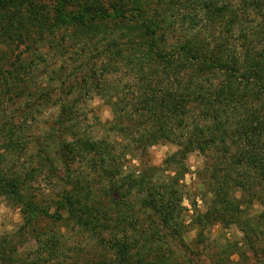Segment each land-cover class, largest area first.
I'll use <instances>...</instances> for the list:
<instances>
[{
  "label": "trees",
  "instance_id": "obj_1",
  "mask_svg": "<svg viewBox=\"0 0 264 264\" xmlns=\"http://www.w3.org/2000/svg\"><path fill=\"white\" fill-rule=\"evenodd\" d=\"M93 95L110 120L88 116ZM164 141L177 149L151 164ZM192 152L211 200L185 223ZM0 197L36 243L32 259L0 246V264H173L169 237L264 205V0H0ZM255 221L240 229L257 253ZM62 225L92 254L60 259Z\"/></svg>",
  "mask_w": 264,
  "mask_h": 264
},
{
  "label": "rangeland",
  "instance_id": "obj_2",
  "mask_svg": "<svg viewBox=\"0 0 264 264\" xmlns=\"http://www.w3.org/2000/svg\"><path fill=\"white\" fill-rule=\"evenodd\" d=\"M190 11L188 7L183 8L182 12ZM255 23V22H254ZM252 23V24H254ZM25 47L20 45L16 52L24 50ZM83 54L93 56V52L84 48ZM73 58L74 57H70ZM82 60H78V64ZM71 61H69L70 63ZM74 64V63H73ZM68 67L67 70H70ZM38 72L41 73L39 70ZM83 104V103H82ZM84 108L88 116H96L101 122H106L111 119L110 107L98 96L93 95L90 99L84 100ZM51 110L41 115L36 122H30L32 131L40 132L46 127L47 121L50 119L49 113ZM91 120L87 121V126L91 124ZM28 124V125H29ZM177 149V144L171 142H159L155 145L145 148L147 159L151 164L160 165L166 156L170 155ZM188 172L182 178L181 187L183 199L181 201L184 209L182 210V218L185 223H188L197 211L204 212L211 200L209 188L203 183V174L201 173L204 158L197 152H192L186 159ZM26 163V162H24ZM239 218L238 220L229 219L227 223H217L210 226L203 231V237L197 238V232L193 225L188 227L186 233H182V239L178 236L172 237L169 244L164 248V254L172 260L173 264H264V238L256 239L258 249L254 253L247 244L244 233L240 229L242 221L248 220L252 227L255 226L256 216L264 210V205L256 201L248 202L243 199L238 205ZM22 207L13 204L11 201L0 197V246L17 247L20 254L32 259V252L35 249L36 243L32 239V235L28 232V225H24V215ZM58 228L56 227V230ZM60 238L66 240L71 251L62 255L64 257L77 256L76 251L79 249L83 255L91 253L94 249L88 242L89 237L81 234L77 229L62 225L59 229ZM166 237V236H165ZM201 240V242H200ZM91 248V249H90ZM82 255V256H83ZM90 255V254H89ZM70 260V259H67ZM80 263V260H78Z\"/></svg>",
  "mask_w": 264,
  "mask_h": 264
}]
</instances>
